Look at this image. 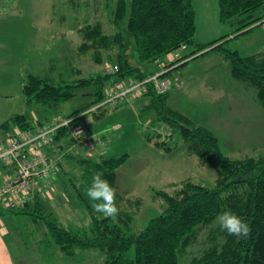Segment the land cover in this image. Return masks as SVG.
Segmentation results:
<instances>
[{"label":"rangeland","instance_id":"rangeland-1","mask_svg":"<svg viewBox=\"0 0 264 264\" xmlns=\"http://www.w3.org/2000/svg\"><path fill=\"white\" fill-rule=\"evenodd\" d=\"M107 2L0 0V143L6 140L8 130L12 133L16 129L11 121L16 114H26L32 125L40 121L48 123L95 98V88H79L75 90L76 97L60 105L59 109L45 110L39 105L27 104L24 85L29 73L48 77L55 84H67L109 72L114 62L107 59V52L103 54V61L97 63L93 51L80 49L84 41L81 30L87 23L94 26L101 21L107 33L114 32L106 12ZM112 2L114 5L116 0ZM194 6L196 38L206 35V42L202 43L212 42L227 33L231 34L227 46L241 55L264 54V28L235 36L232 32L238 24L220 21L218 0H194ZM195 48L188 46L181 55H190ZM130 55L133 64L140 65L134 44ZM170 59L168 54L160 61L168 63ZM178 71L180 84L170 91L171 106L188 115L196 125L211 129L229 157L245 159L264 154V107L257 89L234 78L230 63L222 54L211 51L190 60ZM141 99L104 109L101 114H91L84 121L92 136H104L106 141L100 149L107 151L105 157L128 154L127 161L117 170L116 196L122 198L123 210L136 213L131 223L135 232L165 210L162 192L174 195L188 181L211 187L218 178L217 169L193 153L179 135L169 138L165 145L158 143L152 128L167 127L154 123L158 115L154 108L147 107L146 113L140 116L139 109L147 105L146 100ZM5 123H8L7 127L3 126ZM169 146L172 149L169 150ZM64 158H61L63 167H58L51 187L41 194L42 211L52 213L63 226L83 227L90 222L88 205L92 207L95 202L85 195L88 185L80 178V170ZM61 171L64 179L59 178ZM126 198L134 201L133 207L137 211ZM219 227L215 220L201 228L195 242L182 253L181 264H191L195 256L210 247L211 240H222L221 235L210 239ZM0 233L15 246L17 264L28 261V252L34 253V247L47 245L39 242L42 239L39 236L47 234L44 224L30 213H3L0 215ZM49 251L54 253L50 258L44 255L39 260L35 254L33 258L41 261L39 264H77L84 254L82 249H76L73 258H68L64 251L59 255L56 246ZM103 260L104 254L97 251L87 257L85 264H100Z\"/></svg>","mask_w":264,"mask_h":264},{"label":"trees","instance_id":"trees-1","mask_svg":"<svg viewBox=\"0 0 264 264\" xmlns=\"http://www.w3.org/2000/svg\"><path fill=\"white\" fill-rule=\"evenodd\" d=\"M108 1L106 12L114 25V32L107 33L101 21L94 26L87 23V27L81 30L84 41L80 49L93 51L97 63L103 61V54L107 52L105 56L114 62L117 70L67 84H55L48 77L29 73L24 85L29 106L59 109L60 105L76 97V89L95 88V98L91 102L65 115L73 117L104 100L111 82L149 77L155 72L143 68L141 64L154 65L181 45L188 44L196 48L185 59L192 57L190 60H193L211 51L222 54L230 63L233 77L257 89L259 101L264 107V54L243 56L238 50L229 48L227 43L231 34L209 43L200 42L196 38L194 0H116L114 5L112 0ZM218 1L220 21L223 24H238L233 35L263 28L259 23L264 22V0ZM255 13L258 14L254 16ZM133 44L140 65L132 62L130 49ZM190 60L165 76H172L174 70ZM145 97L150 98V107L158 112L154 123L164 124L174 136L179 135L193 153L217 169L218 178L214 186L188 181L174 195L162 192L165 210L138 232L131 226L136 213L123 210L120 205L122 198L117 196L116 203L120 209L117 216L105 218L88 205L90 222L77 228L63 226L50 212L45 214L42 211V193H37L33 202L20 209L0 210V215L5 212L34 215L35 220L41 221L47 230L45 239H42L47 244L45 247L56 246L69 256L74 255L76 249H96L104 254L100 264H181V255L195 242L196 233L215 221L221 212L231 211L249 224L250 235L238 238L219 227L210 239L221 235L222 240H211L210 247L195 256L191 264H264V154L233 159L223 152L220 140L213 131L196 125L188 116L170 107L168 94L161 96L151 91ZM86 118L83 117L82 121ZM11 121L23 130L34 126L26 114H16ZM7 124L3 126L7 127ZM55 140L63 147L67 143L63 141L62 133ZM167 148L172 149L171 146ZM127 158L128 154L97 157L82 151L70 152L64 159L77 166L80 178L88 187L93 176L102 172L103 178L117 189V170ZM61 163L59 167H63ZM62 177L64 179L63 171L59 178ZM126 200L134 209V201L131 198Z\"/></svg>","mask_w":264,"mask_h":264},{"label":"built area","instance_id":"built-area-1","mask_svg":"<svg viewBox=\"0 0 264 264\" xmlns=\"http://www.w3.org/2000/svg\"><path fill=\"white\" fill-rule=\"evenodd\" d=\"M259 24L264 28V22ZM188 46L183 44L170 53L172 59L163 63L162 69L149 77L113 81L106 90L104 100L73 117L63 115L48 123L39 122L30 129L23 130L16 126L12 133L8 130L6 140L0 143V210L20 209L31 202L37 193H45L55 179L61 158L66 154L83 151L97 157L105 156L107 151L100 149L106 141L104 136H92L82 121L83 117L101 114L104 109L117 108L130 100L143 98L151 91L161 96L168 94L180 84V79L177 75L165 74L192 58L185 59L189 55H181ZM175 62V65H171ZM108 70L115 72L117 67ZM152 129L158 142L167 144V140L174 137L168 128ZM60 133L63 141H67L64 147L55 140Z\"/></svg>","mask_w":264,"mask_h":264},{"label":"clouds","instance_id":"clouds-1","mask_svg":"<svg viewBox=\"0 0 264 264\" xmlns=\"http://www.w3.org/2000/svg\"><path fill=\"white\" fill-rule=\"evenodd\" d=\"M86 197L90 201H94L92 207L96 213L103 217H115L119 214V207L116 203V189L112 187L110 182L103 178L102 172H97L90 186L86 189ZM221 230L227 231L229 235H235L238 238L248 237L251 228L247 222L231 211H223L217 217Z\"/></svg>","mask_w":264,"mask_h":264},{"label":"crops","instance_id":"crops-1","mask_svg":"<svg viewBox=\"0 0 264 264\" xmlns=\"http://www.w3.org/2000/svg\"><path fill=\"white\" fill-rule=\"evenodd\" d=\"M219 2V1H218ZM227 34V33H226ZM226 34H224V35H226ZM206 36V35H205ZM205 36H202V37H204V38H198V40L201 42V41H203V42H206L205 41ZM198 37H200V36H198ZM223 37V36H222ZM221 38V37H220ZM217 39H219V38H217ZM207 42H209L208 40H207ZM160 61V60H159ZM161 63V64H160ZM160 63H155L154 65H145V64H141V66L143 67V68H145V69H151L152 71H154V72H156V71H159L161 68H162V64H163V62L162 61H160ZM179 69H177V70H174L173 71V73H176V75H178V71ZM173 75V74H172ZM112 86V82L109 84V86L107 87V89H109L110 87ZM169 95H170V92L168 93V104H169ZM141 100H146V102H147V105L146 106H142L140 109H139V113H140V116L141 115H144L145 113H146V108L148 107H150V104H151V101H150V98L149 97H143ZM169 106L170 107H172V108H174L173 106H171L170 104H169ZM175 109V108H174ZM177 110V109H176ZM178 111H180V110H178ZM181 112V111H180ZM184 114V113H183ZM186 115V114H185ZM186 116H188V115H186ZM189 117V116H188ZM190 118V117H189ZM191 119V118H190ZM211 130V129H210ZM117 188H118V186H117ZM5 233H6V231H5ZM8 237V236H7ZM40 238H42V239H44L45 237H46V233H44L43 235H40L39 236ZM40 240L39 242L40 243H44V242H42V241H44V240ZM15 248V246L14 245H12V242H11V240L10 239H5V238H3V234H1L0 233V264H17V261H16V259H15V254H14V249ZM35 249H36V251L33 253V252H28V261H25V262H22L21 264H39V262H41V261H39V260H41V258H44L43 256L45 255L47 258H50L54 253L52 252V251H49V250H52V249H54V247L53 246H51V247H43V248H36V247H34ZM58 250H59V255H61L62 254V252H63V250H61V249H59L58 248ZM62 251V252H61ZM94 252H97L96 251V249H88V250H83V252L82 253H84L83 254V256H81V257H79V260H81V262L80 261H77V264H85L86 263V260H87V257L89 256V255H92ZM64 253H65V251H64ZM33 254H35L36 256H38L39 257V260L38 259H35V258H33ZM65 256H67L68 258H73V256L74 255H67L66 253H65ZM27 258V257H26ZM38 260V261H37Z\"/></svg>","mask_w":264,"mask_h":264}]
</instances>
